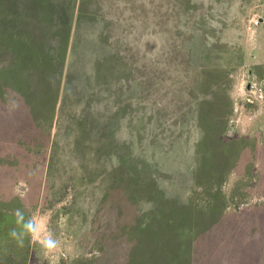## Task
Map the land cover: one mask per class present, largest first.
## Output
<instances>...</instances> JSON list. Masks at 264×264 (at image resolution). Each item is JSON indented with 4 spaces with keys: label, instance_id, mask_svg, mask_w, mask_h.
Listing matches in <instances>:
<instances>
[{
    "label": "rangeland",
    "instance_id": "1",
    "mask_svg": "<svg viewBox=\"0 0 264 264\" xmlns=\"http://www.w3.org/2000/svg\"><path fill=\"white\" fill-rule=\"evenodd\" d=\"M260 16L0 0V264H264V106L235 105L264 76Z\"/></svg>",
    "mask_w": 264,
    "mask_h": 264
},
{
    "label": "built area",
    "instance_id": "2",
    "mask_svg": "<svg viewBox=\"0 0 264 264\" xmlns=\"http://www.w3.org/2000/svg\"><path fill=\"white\" fill-rule=\"evenodd\" d=\"M258 24L264 21L262 16L253 19ZM237 110L246 111L252 106L262 108L264 106V76L252 77L246 83V89L240 98L235 101Z\"/></svg>",
    "mask_w": 264,
    "mask_h": 264
},
{
    "label": "clouds",
    "instance_id": "3",
    "mask_svg": "<svg viewBox=\"0 0 264 264\" xmlns=\"http://www.w3.org/2000/svg\"><path fill=\"white\" fill-rule=\"evenodd\" d=\"M14 238H16L19 242L22 243L23 237L27 235H31L33 239L39 238V228L35 226L32 221H28L23 225V230L21 232H17L13 230L10 233ZM40 244L45 251V254L53 251L58 246V241L53 238V236L49 233L40 239Z\"/></svg>",
    "mask_w": 264,
    "mask_h": 264
}]
</instances>
